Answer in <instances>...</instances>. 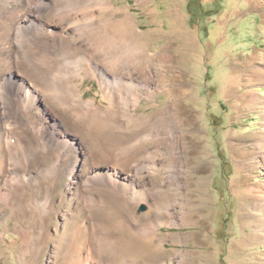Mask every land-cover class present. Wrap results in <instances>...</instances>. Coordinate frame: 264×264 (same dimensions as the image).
<instances>
[{"label":"bare ground","instance_id":"6f19581e","mask_svg":"<svg viewBox=\"0 0 264 264\" xmlns=\"http://www.w3.org/2000/svg\"><path fill=\"white\" fill-rule=\"evenodd\" d=\"M111 8V0H0V93L4 88L7 91L4 101L0 98V239L6 231L3 220L10 218L22 263L38 258L37 264H41L48 251L45 263L57 264L66 223L72 220L70 253L65 254L70 258L61 264H138L140 252L127 254L130 239L122 244L118 229H128L141 246L154 242L152 248L160 254L163 244L154 241L160 221L148 214L142 219L133 214L144 221L134 223L125 214L117 218L118 210L135 209L144 200L149 208L168 212L169 219L177 215L170 186L183 179L181 171L175 169L164 177L158 174L165 162L186 156L177 104L167 103L153 115L130 111L144 93L159 90L157 69L148 68V56L142 59L143 45L134 39L136 24L121 17L98 16ZM27 26L36 27L32 51L42 56L37 55L42 66L13 56L12 36L18 41L25 35L20 30ZM50 52L66 56L88 53L109 73L138 79L144 92L135 91L122 99L117 90L105 88L96 67L85 66L82 70L97 80L107 104L101 107L93 99H84L73 84H68L67 95H61L63 86L51 81V72L57 67ZM163 73L175 75L169 66ZM16 130L19 143L15 147L22 151L19 166L13 148L6 146L10 132ZM160 133L164 137L155 140ZM151 136L154 139L149 145L145 140ZM131 139L137 141L130 153L115 152ZM159 147L163 152H158ZM146 150L161 156L162 163L153 159L154 165L147 171L134 169L131 161H137ZM162 195L167 199L164 207L154 206ZM145 264L155 263L149 259ZM156 264L167 263L159 259Z\"/></svg>","mask_w":264,"mask_h":264},{"label":"rangeland","instance_id":"374dc122","mask_svg":"<svg viewBox=\"0 0 264 264\" xmlns=\"http://www.w3.org/2000/svg\"><path fill=\"white\" fill-rule=\"evenodd\" d=\"M111 1L113 8L98 16L121 17L136 24L134 39L143 45L142 59L148 56L151 59L148 68L157 69L154 73L159 90L144 93L130 111L134 115H153L159 107L174 101L182 122V145L186 153L174 162L172 159L165 162L162 173H158L164 177L175 169L181 171L183 179L170 186L176 196L175 218H167L168 212L162 208L161 212L149 208L144 200L135 209L120 208L117 212V218L125 214L138 224L144 222L141 219L146 214L159 220L154 241L156 244L159 240L164 251L155 252L154 242L141 246L128 229L119 228L122 244L130 239L125 247L127 254L140 252L138 264L149 259L155 264L159 259L167 264H264V1ZM35 30V26L24 27L20 32L25 35L19 36L18 41L12 36L13 56L16 60L28 58L42 66V56L33 52ZM49 55L57 67L51 72V81L63 86L61 95H67L68 84H73L84 99H93L101 107L107 104L97 80L82 70L85 66L96 67L104 77L105 88L117 90L122 99L130 98L135 91L144 92L138 79L109 73L88 53L66 56L50 52ZM168 66L175 72L174 76L163 73ZM4 89L0 93L3 101L7 92ZM164 135L158 134L155 140ZM10 136L6 146L13 148L19 166L22 151L15 147L19 143L17 130L10 132ZM153 139L151 136L145 142L151 145ZM136 141L131 139L119 145L115 152L130 153ZM158 152L163 149L159 147ZM153 159L162 163L161 156L146 150L131 164L134 169L147 171L154 165ZM144 188L147 192V187ZM164 195L154 206L164 207L167 202ZM133 214L141 219L132 217ZM11 221L6 218L2 223L6 231L0 239L1 264L39 263L38 258L30 263L20 261L18 235ZM73 226L72 220L67 221L65 245L57 254V264L70 258L65 254L70 253L67 244ZM14 240L17 242L12 243ZM47 253L42 256L41 264H46Z\"/></svg>","mask_w":264,"mask_h":264},{"label":"water","instance_id":"95a60500","mask_svg":"<svg viewBox=\"0 0 264 264\" xmlns=\"http://www.w3.org/2000/svg\"><path fill=\"white\" fill-rule=\"evenodd\" d=\"M143 208V207H142Z\"/></svg>","mask_w":264,"mask_h":264}]
</instances>
